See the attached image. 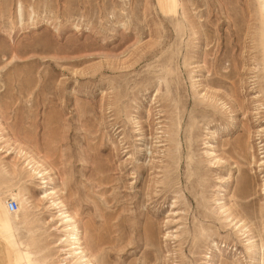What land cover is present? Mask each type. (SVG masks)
Here are the masks:
<instances>
[{"label":"rangeland","instance_id":"obj_1","mask_svg":"<svg viewBox=\"0 0 264 264\" xmlns=\"http://www.w3.org/2000/svg\"><path fill=\"white\" fill-rule=\"evenodd\" d=\"M32 160L92 264H264V0H0V239L59 264Z\"/></svg>","mask_w":264,"mask_h":264},{"label":"bare ground","instance_id":"obj_2","mask_svg":"<svg viewBox=\"0 0 264 264\" xmlns=\"http://www.w3.org/2000/svg\"><path fill=\"white\" fill-rule=\"evenodd\" d=\"M31 162L27 163V166L31 169L30 171L32 172L34 177L38 180L37 185L39 186L38 188L40 189L39 198L47 200V202L56 209V215L59 217L61 224L63 225V230H62L63 234L58 239V243L61 246V248H59V251L63 255V257H61L62 259L60 260L61 263L59 264H66L67 262H69V258H71V256L76 258L77 264H92L90 260L92 257L89 258V256L84 250V247L82 246L80 232L77 228L74 217L72 215L73 213L71 214L68 211L66 205L62 202L60 197H58L59 188L52 180V177L50 176L49 172L44 169V167L42 166V164H40V162L36 160H32ZM16 197H17L16 193H14L11 194L8 199L14 200L16 199ZM4 208L8 214L9 213L13 214L17 211L18 204H17V208L14 211H10L7 208L6 203L4 204ZM14 257H15L14 264H19V263L31 264L28 253L25 251H22L20 255L18 256L15 255Z\"/></svg>","mask_w":264,"mask_h":264},{"label":"crops","instance_id":"obj_3","mask_svg":"<svg viewBox=\"0 0 264 264\" xmlns=\"http://www.w3.org/2000/svg\"><path fill=\"white\" fill-rule=\"evenodd\" d=\"M3 243L2 239H0V264H13V260L8 250L6 251V248L3 247Z\"/></svg>","mask_w":264,"mask_h":264},{"label":"built area","instance_id":"obj_4","mask_svg":"<svg viewBox=\"0 0 264 264\" xmlns=\"http://www.w3.org/2000/svg\"><path fill=\"white\" fill-rule=\"evenodd\" d=\"M6 205L10 211H14L17 208V202L13 199H8Z\"/></svg>","mask_w":264,"mask_h":264}]
</instances>
